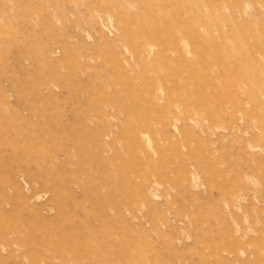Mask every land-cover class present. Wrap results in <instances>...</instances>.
<instances>
[{"label":"rangeland","instance_id":"rangeland-1","mask_svg":"<svg viewBox=\"0 0 264 264\" xmlns=\"http://www.w3.org/2000/svg\"><path fill=\"white\" fill-rule=\"evenodd\" d=\"M0 264H264V0H0Z\"/></svg>","mask_w":264,"mask_h":264},{"label":"bare ground","instance_id":"bare-ground-1","mask_svg":"<svg viewBox=\"0 0 264 264\" xmlns=\"http://www.w3.org/2000/svg\"><path fill=\"white\" fill-rule=\"evenodd\" d=\"M120 172V171H119ZM120 179V178H119ZM256 185V184H255ZM257 186V185H256ZM185 256V255H184Z\"/></svg>","mask_w":264,"mask_h":264}]
</instances>
